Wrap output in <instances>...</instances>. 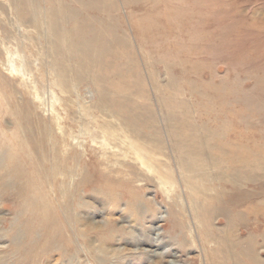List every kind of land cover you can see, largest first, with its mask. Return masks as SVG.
Segmentation results:
<instances>
[{"label": "rangeland", "instance_id": "1", "mask_svg": "<svg viewBox=\"0 0 264 264\" xmlns=\"http://www.w3.org/2000/svg\"><path fill=\"white\" fill-rule=\"evenodd\" d=\"M263 117L264 0H0V264H201L195 217L209 264H264ZM160 174L195 217H164ZM92 221L165 228V254Z\"/></svg>", "mask_w": 264, "mask_h": 264}, {"label": "bare ground", "instance_id": "2", "mask_svg": "<svg viewBox=\"0 0 264 264\" xmlns=\"http://www.w3.org/2000/svg\"><path fill=\"white\" fill-rule=\"evenodd\" d=\"M154 1V0H151ZM147 2V1H146ZM145 3V2H144ZM152 3V2H151ZM141 4V3H140ZM143 4V3H142ZM87 34V33H86ZM113 48V47H112ZM111 50V49H109ZM114 52V51H111ZM108 53V52H107ZM113 54V53H112ZM115 54V53H114ZM127 58V57H126ZM108 60V59H107ZM122 65V64H121ZM21 66H17L16 63L10 58L9 60V69L11 71H23L22 68H20ZM126 71V70H125ZM24 73V71H23ZM261 80V79H260ZM226 94V93H225ZM228 95V94H227ZM239 95V94H238ZM255 95V94H254ZM262 95V94H261ZM216 96V95H215ZM228 97V96H227ZM230 97V96H229ZM263 97V96H262ZM261 97V98H262ZM224 98V97H223ZM231 98V97H230ZM259 98V99H261ZM226 99V98H225ZM258 100V98H257ZM256 100V101H257ZM263 100V99H262ZM216 101V100H215ZM208 102V101H207ZM233 102V101H232ZM254 102V101H253ZM224 103V102H223ZM218 104V103H217ZM227 104V103H226ZM228 105V104H227ZM221 106V105H220ZM245 106V105H244ZM228 107V106H227ZM238 107V106H237ZM241 107V106H240ZM245 108V107H244ZM243 108V109H244ZM195 109V108H194ZM225 109V108H224ZM223 110V109H222ZM241 110V109H240ZM227 111V110H226ZM244 112V111H243ZM248 112V111H246ZM245 112V114H246ZM232 113V112H231ZM237 113H235L236 115ZM202 116V115H201ZM237 116V115H236ZM256 116V114H255ZM204 117V116H203ZM233 117V116H232ZM264 118V117H263ZM222 119V118H221ZM237 119V118H236ZM223 120V119H222ZM261 120V118H260ZM204 124V123H203ZM223 124V122H222ZM236 125V124H235ZM222 126V125H221ZM242 126V124H241ZM255 126V125H254ZM238 127V126H236ZM257 127V126H255ZM240 128V127H239ZM251 127H249L250 129ZM263 128V127H262ZM210 129V128H209ZM221 129V128H220ZM237 129V128H236ZM255 129V128H254ZM253 129V130H254ZM257 129V128H256ZM164 130V129H163ZM213 131V129L211 130ZM218 131V130H217ZM219 132V131H218ZM237 132V131H236ZM229 134V133H228ZM243 134V133H241ZM240 134V135H241ZM249 134V133H248ZM247 134V135H248ZM239 135V136H240ZM254 135V134H253ZM242 136V135H241ZM250 136V135H249ZM255 136V135H254ZM237 137V136H236ZM243 137V136H242ZM251 137V136H250ZM243 138H241L242 140ZM245 139V137H244ZM258 139V138H257ZM260 139V138H259ZM180 140V139H179ZM238 140V139H237ZM72 141V140H71ZM246 141V140H245ZM252 141V140H251ZM250 141V142H251ZM73 143V142H72ZM206 143V142H205ZM78 145V144H77ZM242 145V144H241ZM132 146V145H131ZM176 147V146H175ZM244 148V147H242ZM245 149V148H244ZM213 150V149H212ZM227 151V150H226ZM246 151V150H243ZM222 152V150H221ZM135 154H136V158L137 161L139 162L140 166L144 167L145 169H147L149 171V173H153V172H157L155 171V166L153 165V161L151 159H149L147 156H145L143 153H141V150H139L137 147H135ZM158 154V153H157ZM136 161V159H135ZM177 161V160H176ZM139 166V165H138ZM186 167V166H185ZM224 168V167H223ZM183 171V170H182ZM225 173V172H223ZM187 175V174H186ZM148 176V175H147ZM185 176V175H184ZM158 185L156 186V188H158L164 195L165 201L167 202V205L165 204V207L167 210L164 211V213H168L166 216V218H168V216L172 217H176L177 219H179L180 216H186V210H189L190 214L195 217V214L198 212L197 208H195L194 206H192L190 204V202H186V199H184V196L186 195V189H184V187H180L176 182H174V180H170L169 178H165L163 176L158 175ZM185 181V180H184ZM185 186V185H184ZM186 187V186H185ZM145 188V187H144ZM148 189V188H147ZM153 190V189H152ZM176 195L178 198L175 199ZM138 200V198H136V200H134L135 202ZM73 202V201H72ZM134 202V210H133V216L136 217L137 221L139 222L140 220H142V215H141V211H140V207H137V205ZM149 202V201H148ZM77 202L73 203V205H75ZM78 206V204H76V206H71V203L68 205H66L65 211H63V218L65 223L68 226V229L75 235V238L79 241L80 243V247L82 250H84L86 253H88V255L90 256L91 252H90V243L87 241V239H82L85 237V233L83 230H79L78 226H77V221L74 218L73 215V211L76 209V207ZM65 207V206H64ZM151 210V209H149ZM176 213V215H175ZM179 215V216H178ZM146 215H144L143 219H146ZM195 221V223L190 226V235L193 238V241L195 243V245L200 249V251L202 252V260H201V264H209L208 263V255L206 254V247L205 244L202 240H200V238L197 237V229L196 228H200L201 225L199 224V222L197 221L198 219L195 217V219H193ZM144 222V221H143ZM140 227L135 226V225H130L131 229L127 230V228L125 229L124 227H117L115 225H113V223L110 222H100V224H98L97 221H92L91 223V227L93 228V231L97 233L98 237L97 239H99L100 241H102V244L105 243H109L112 244L113 240L115 239L116 241L120 240L123 243H130L133 244L136 248L134 249V251H132V253L138 254V255H142L144 257H156V256H164L165 252L162 250V248H164V243L166 242V240L164 239L167 235H168V230L167 229H162L159 230L157 233H155L154 237L151 236V233L155 230L154 226L152 224L146 225L144 226L143 223L139 224ZM59 226V223H57V227ZM129 226V227H130ZM100 228V229H99ZM100 234V235H99ZM85 240V241H84ZM181 251V249L179 248V245H174L173 247H171V249L168 251L169 254H171L173 257H178L180 255H178L176 253L177 250ZM205 252V254H204ZM103 253L104 256H106V259H108V254L109 251L107 249H103ZM109 260H111L109 258ZM122 260L120 259V257H118L117 260H114L113 263H118V264H122ZM168 264H177L176 260L172 259L169 261Z\"/></svg>", "mask_w": 264, "mask_h": 264}]
</instances>
